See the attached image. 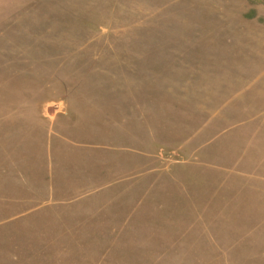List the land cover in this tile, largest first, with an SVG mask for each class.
<instances>
[{
	"label": "rangeland",
	"instance_id": "obj_1",
	"mask_svg": "<svg viewBox=\"0 0 264 264\" xmlns=\"http://www.w3.org/2000/svg\"><path fill=\"white\" fill-rule=\"evenodd\" d=\"M198 5L186 0H0V148L20 146V134H30L34 168L58 176L71 168L70 156L87 161L88 152L73 154L68 143H56L59 162L45 167L39 161L47 128L68 142L126 148L122 158L131 171L168 173L172 161L188 163L173 168L176 193H169L165 173L143 206L137 199L152 175L138 183L130 178L128 224L110 228L111 237L83 242L65 235L58 243L56 220L50 213L38 215L10 228L11 246L0 232V264H264V227H249L244 223L249 212L228 205L241 182V190L259 192L264 180L229 178L220 186L212 166H228L231 176L237 175L232 165L244 149L233 147L232 134L224 146L211 143L198 153L209 140L224 138V129L242 117L206 114L217 106L214 91L211 84L202 90L200 68L186 66V54H194L186 48L206 40L212 25L207 13H195ZM257 5L264 7V0ZM57 117L60 123L53 127ZM6 134L12 135L5 139ZM105 154L115 158L118 153H94L96 158ZM140 154H156L161 161H144ZM199 163L208 164L207 170ZM0 165V192L6 194L15 179L8 164ZM242 167L240 173L249 174L248 164ZM185 176H193L187 197L181 192ZM199 192L206 196L197 197ZM254 215L264 219V212ZM42 234L48 242H41Z\"/></svg>",
	"mask_w": 264,
	"mask_h": 264
},
{
	"label": "crops",
	"instance_id": "obj_2",
	"mask_svg": "<svg viewBox=\"0 0 264 264\" xmlns=\"http://www.w3.org/2000/svg\"><path fill=\"white\" fill-rule=\"evenodd\" d=\"M186 2L187 4L200 3L192 9L194 8L195 13L202 15L204 12L207 13L208 20L212 21L206 33V40L203 38L201 42L185 50L186 53H194L193 57L189 55L190 58L186 54V66L200 68L197 81L202 84L203 91L206 89V84H211V90L215 94L212 97L217 99L215 110L207 111L206 114L242 116L240 121H235L230 127L224 129L222 133L224 138L209 140L201 146L198 153L202 154L211 143V146L215 143L217 147L224 146L225 140L232 134L233 147L244 149L237 153L233 162L234 166L232 165V168L237 170L235 172L237 175L231 176L229 172L231 168L228 166H212L220 176L218 177L220 186L227 185L229 178H248L255 180V184L258 179L264 180V7L257 5L258 0H186ZM153 46L152 50L155 51L156 45L153 44ZM38 112L41 115L42 108H38ZM58 118L52 124L53 127L56 123H60ZM45 129L44 157L41 156L39 161L46 164L45 167L48 168L50 163L52 168L53 163L59 162L58 159L61 156L56 152V143H68L73 154L88 152V155L84 156V158L87 157V161L81 160L82 155L70 156L73 159H68L71 168L68 166L64 174L58 176L56 171L43 172L34 168L30 134L29 137L26 133L20 134L23 136L21 142L18 137L20 146L9 143L5 144L4 148H0V164L2 162L8 164L5 167H9V173H13L11 176L15 179L6 194L0 192V232L8 246L14 243L10 228L29 222L34 216L48 213L51 214L52 219L56 220L58 230L56 235H52H55L54 240L58 243L65 241V235L72 236V239H67L68 241L90 242L92 238L100 236H103L105 240L107 235L111 237L113 234L110 228L128 224L127 196L130 190V178H136L138 183L142 182L146 176L152 175L151 183L137 199L138 205L143 206L149 203L147 200L155 194L156 187L160 185L159 182L163 178L162 175L165 176L167 173L131 171L126 159L122 158L126 148L113 149L96 144L72 143L58 135L49 134L47 128ZM10 135L12 134L3 136L6 139ZM0 136H2L1 133ZM98 150L118 154L115 158L109 154L96 158L94 153ZM18 152V158L15 159ZM22 152L24 153L21 154ZM1 156L4 160H1ZM140 157L144 158V161L146 159L161 161L160 156L156 154H144ZM37 159L38 156L35 160ZM82 162H87L89 165L86 167L79 165L83 164ZM113 163L115 169H110ZM244 163L250 168L249 174L240 173ZM96 164H100L99 169ZM170 164V170L167 173L171 186L169 193L174 190V194L177 192V187H173V180L176 179L173 168L182 164L188 165V163L174 160ZM197 166L207 170L209 165L199 163ZM0 171H2L1 165ZM192 178L193 176L184 177L181 192L185 197L191 196L189 187ZM242 183L244 182L239 185H245ZM240 186L233 193L232 199H228L230 202L228 205L249 212V217L244 222L249 227H264V219H254L256 214L253 216L254 212L259 214L264 212V203L260 202L264 197H259L264 195V190L258 192L254 187L252 189L244 187L241 190ZM218 190L221 193L224 192L220 188ZM241 194L245 196L244 199H240ZM203 195L205 194L199 192L197 197L202 198ZM258 198H261L260 201ZM6 228L10 229L9 235L4 234L7 231ZM45 237L49 236L42 234L41 242L49 241ZM13 251H16V247ZM9 256V253L4 254V257Z\"/></svg>",
	"mask_w": 264,
	"mask_h": 264
}]
</instances>
